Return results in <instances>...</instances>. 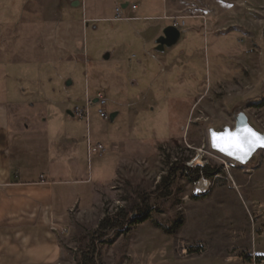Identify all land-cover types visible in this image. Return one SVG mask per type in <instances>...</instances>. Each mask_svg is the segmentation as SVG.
<instances>
[{
  "label": "crops",
  "instance_id": "1",
  "mask_svg": "<svg viewBox=\"0 0 264 264\" xmlns=\"http://www.w3.org/2000/svg\"><path fill=\"white\" fill-rule=\"evenodd\" d=\"M246 1L0 0V264L60 260L53 225L95 206L132 161L144 142L137 116L181 107L183 64L198 57L187 50L188 35L207 20H231ZM109 22L114 31L101 42ZM174 22L179 41L158 51L156 39ZM98 93L107 104L113 94L124 98L113 103L114 120L101 118L96 103L88 118L76 117L74 107ZM122 107L125 122L115 123ZM171 119L162 140L173 136ZM88 141L105 152L90 153Z\"/></svg>",
  "mask_w": 264,
  "mask_h": 264
},
{
  "label": "rangeland",
  "instance_id": "2",
  "mask_svg": "<svg viewBox=\"0 0 264 264\" xmlns=\"http://www.w3.org/2000/svg\"><path fill=\"white\" fill-rule=\"evenodd\" d=\"M246 2L245 10L231 20H207L188 35L187 50L198 57L197 63L188 59L183 64L187 87L181 107L174 100L176 110L170 115L167 110H147L137 116L136 127L144 142L137 144L132 161H125L115 178L99 190L95 206L83 213L71 212L69 223L62 227L53 225L63 247L54 264H76L107 213L124 208L133 218L144 197H150V219L132 225L127 233L109 230L105 239L110 242L96 243V257L102 264L264 262V203L259 202H264V150L241 164L213 150L209 134L210 128L234 127V111L239 107L245 109L251 125L264 132V0ZM102 29L104 42L114 26L109 22ZM117 99L124 98L109 96V114ZM77 107L82 106L74 107L76 117ZM120 111L115 123L124 124L126 108ZM170 116L173 136L162 140ZM176 162L209 165L218 171L191 181V173L178 170L169 195L156 193L162 176ZM179 219L182 227L167 233L165 228Z\"/></svg>",
  "mask_w": 264,
  "mask_h": 264
},
{
  "label": "trees",
  "instance_id": "3",
  "mask_svg": "<svg viewBox=\"0 0 264 264\" xmlns=\"http://www.w3.org/2000/svg\"><path fill=\"white\" fill-rule=\"evenodd\" d=\"M178 170L186 171L191 173V181H196L201 175L211 177L217 173V169L211 168L209 165L200 167H190L186 165L185 162H176L174 166L170 167L167 175L162 176V180L158 183L156 193L159 192L160 195L166 196L170 193V188L174 177ZM150 197H144L141 199V206H138L137 211L134 213L133 218H129L128 212L121 208L114 213H107L103 219L100 221L98 228L93 234V239L91 240L86 251H83L80 259L76 264H102L96 257L98 252L97 244L110 242L106 240L107 232L109 230H115L119 233H127L130 227L135 224L143 223L150 219L151 208H150ZM183 225V219L177 220L174 225L170 228H165L167 233H176Z\"/></svg>",
  "mask_w": 264,
  "mask_h": 264
},
{
  "label": "water",
  "instance_id": "4",
  "mask_svg": "<svg viewBox=\"0 0 264 264\" xmlns=\"http://www.w3.org/2000/svg\"><path fill=\"white\" fill-rule=\"evenodd\" d=\"M181 37V30L179 29L178 26L172 24L168 25L164 28L163 33L156 39V49L158 51H163L165 47H172L174 46L180 39ZM116 113L113 112L110 114V119L114 120ZM234 119H235V126L230 127V126H224L221 130H217L215 128H210L209 134H210V145L213 150H215L218 153L223 154L224 156L237 161L241 164H246L249 161L253 159V156L255 153H257L259 150H264V146H257L249 156H247L245 159H240L238 158L237 155H231L226 151H222L220 148L216 147L213 143V136L212 134L215 133H222L225 131H231V132H236L237 129H244V128H251L253 129L256 133L260 134L261 136H264V132L258 131L256 128H254L250 121L249 117L245 111L244 108H237L234 111Z\"/></svg>",
  "mask_w": 264,
  "mask_h": 264
},
{
  "label": "snow or ice",
  "instance_id": "5",
  "mask_svg": "<svg viewBox=\"0 0 264 264\" xmlns=\"http://www.w3.org/2000/svg\"><path fill=\"white\" fill-rule=\"evenodd\" d=\"M213 143L222 151L245 159L257 146H264V136L251 128L237 129L236 132L225 131L213 133Z\"/></svg>",
  "mask_w": 264,
  "mask_h": 264
},
{
  "label": "built area",
  "instance_id": "6",
  "mask_svg": "<svg viewBox=\"0 0 264 264\" xmlns=\"http://www.w3.org/2000/svg\"><path fill=\"white\" fill-rule=\"evenodd\" d=\"M136 5H133L132 8H136ZM118 18L119 19H127L126 17L123 16V14L120 12V10L117 13ZM174 25L179 27V23L178 22H174ZM95 103L98 105V109L97 112L100 115L101 118L104 119H109L110 118V114L108 113V111L106 110V105H107V99L106 97L102 94V93H98L96 95V97L92 98V97H88L86 100V106L85 107H77L76 108V112L75 114L79 117V118H85L88 117L90 114V108L95 105ZM88 147L89 149L93 148V150L96 149H100L103 150L104 149V145L101 143H95V145L92 144V142L88 141ZM0 187H2V184L0 183ZM257 264H264V262L261 263H257Z\"/></svg>",
  "mask_w": 264,
  "mask_h": 264
},
{
  "label": "bare ground",
  "instance_id": "7",
  "mask_svg": "<svg viewBox=\"0 0 264 264\" xmlns=\"http://www.w3.org/2000/svg\"><path fill=\"white\" fill-rule=\"evenodd\" d=\"M199 183H200V182H198V184H199ZM198 184H197V185H198Z\"/></svg>",
  "mask_w": 264,
  "mask_h": 264
}]
</instances>
